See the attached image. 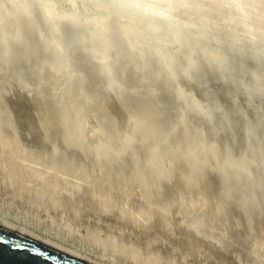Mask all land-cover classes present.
<instances>
[{
	"label": "rangeland",
	"instance_id": "1",
	"mask_svg": "<svg viewBox=\"0 0 264 264\" xmlns=\"http://www.w3.org/2000/svg\"><path fill=\"white\" fill-rule=\"evenodd\" d=\"M83 1L84 0H0L1 13L3 12L2 15L0 13V60L2 59V61H0V75L3 72V76L1 75L3 78L0 76V100L2 99V102L6 101H4V99L12 101H6L10 105L0 101V109L2 110L0 111V118H3L0 119V147L2 149H0V154H3L0 155V208H2L0 212L3 211L5 215L14 219L17 218L20 221H28V223L35 227L38 231L42 233L48 232L53 234V236L55 235L58 241H65L66 243L69 242L68 244L72 243L73 245L75 243V245L79 244L78 246H80L82 249L88 250L95 255H101L102 253H105L108 256H113L117 264H246V262L248 264H264V153H261V151L264 150V142L262 143L263 145L261 144V139L262 137L264 138V135H262L264 134L262 132L264 130V127L262 128V126H264V0H258L260 2L255 0H245L246 3L239 4L241 11L240 14V12L237 10L239 15L235 13V9H232L231 12L229 10L230 7H227L229 8L227 9L225 5L223 6L220 3L221 1L223 2L226 0H129V2L128 0ZM151 1H155L154 4ZM193 1L197 2L193 3ZM109 2L110 4H108ZM131 2L137 4L139 8L135 7L134 5L130 6ZM167 2H169V5ZM189 2V5L191 6L186 5ZM199 2L200 4L201 2L202 4H205L206 2L208 5H200ZM183 3L186 4L184 5ZM101 4L103 5L99 6ZM242 4L244 7L241 6ZM176 5L177 7H175ZM194 6H196L197 9L195 12H199V14L193 13V9H195ZM198 6L200 7L197 8ZM180 7L183 8L180 9ZM214 7H219V10L217 9L218 12L217 10L214 11ZM140 8L144 11L147 10L149 13L158 14L160 16L161 14H164L165 17H168L169 19L166 18V20L161 22L152 16H144L145 14L139 11ZM189 8L193 10L191 13ZM176 9L180 10L176 12ZM221 9L223 11L226 9V12L224 11V14H222ZM101 10L102 12H100ZM174 10H176L175 13ZM243 10H246L247 13H243L245 12ZM228 11L230 14H233L229 15V13H227ZM106 12L108 14L110 12V14L108 15ZM183 12H185L187 15ZM168 13L172 14L169 15ZM203 13L207 16H202ZM221 14H228L229 16H222ZM255 14H257L258 19L254 20ZM103 15H106L105 17L107 18H105ZM110 15H113L114 17L110 19V17H112ZM116 16L118 18H116ZM139 16L140 18H137ZM184 16H186V18ZM210 16H212V19H209L211 18ZM217 16L218 18H216ZM241 16L244 18L246 17V19ZM259 16H262L260 18L263 20H260ZM193 17H196V19L193 20ZM202 17L205 18L203 19ZM249 17L252 19H249ZM231 18L232 20H230ZM233 19L235 21L239 19V21L235 22ZM184 20L185 22L188 21L186 22L187 24L184 22ZM229 20L234 22L232 23ZM224 21H226V23H223ZM258 21H260V25ZM189 22H193V24H195L192 25V23L190 24ZM211 22H213V24ZM219 22H221L222 25ZM215 23L219 24L221 27ZM245 23L247 25H244ZM162 24L165 27L162 26ZM205 24L206 29L205 26H203ZM223 26L226 28H223ZM227 26H229V28L231 27L232 30ZM59 27H61V29ZM162 27L164 28L161 29ZM222 28L225 30V32ZM244 28H250L253 31L254 29H260L263 31H261L262 33L257 31V33L256 31L253 32L248 29L247 31ZM92 29L93 31L95 30V33L93 32L95 35L92 34ZM204 29L207 32L204 31ZM235 29L236 31H240L235 33ZM96 30L100 33L102 32V34L96 32ZM132 30H140V32L136 31V34H139L133 35L135 31L133 32ZM213 30H216V33L213 32ZM227 30H231L229 35ZM129 32L132 34L130 35ZM173 32L175 33L173 34ZM239 32L241 33L242 38H237L240 36ZM234 34L239 35L235 36ZM148 35L150 36L149 39L152 38L151 40H147L148 38H146V36ZM130 36L135 39V42L133 39L131 40ZM170 36H172L171 38L174 39L172 40ZM146 41H151L150 45H148L149 42L147 43ZM143 43L147 44L143 45ZM252 44L254 45L252 46ZM163 46L165 48H163ZM124 48H126L125 52ZM143 48L146 50L148 49L147 51L149 52L146 53V50ZM131 50L132 54L130 53ZM143 50L145 53L142 52ZM120 52H122V54ZM129 54L136 60L132 59ZM133 54L135 56L137 55V57H135ZM125 55H127L129 58L127 57L126 59ZM165 55H169V57L167 58ZM163 56L167 59L165 58L164 60ZM172 56L175 58H170ZM161 57L162 59H158ZM137 58L140 60L138 61ZM171 59L174 62L171 61ZM170 62H173L174 65H171ZM6 63H10L11 65H7ZM161 64L162 66H160ZM158 65L160 67H158ZM165 67L168 69L171 75L168 73ZM172 67L175 69L174 71H172ZM3 69L4 71H2ZM77 69L78 71H76ZM79 71L80 74H75L76 72L79 73ZM28 72L30 74H28ZM81 72H83L85 75L83 76V73ZM141 72H144L145 74L143 75ZM164 72H167V75H165ZM21 73L26 74L25 76L24 74L22 76ZM9 74L12 76H9ZM73 74L78 76H74ZM177 75H179L180 78L182 76L183 78L181 79H184L185 76L186 78L185 80H179L181 81L179 82V77ZM71 76H73L72 79ZM80 76L83 77L81 78ZM12 77H16V79ZM58 77L59 79L62 77L65 79L64 81L63 78L61 79L64 84H62L61 81L57 82ZM74 77H76L75 80H73ZM78 77L81 80H79ZM172 77H174V79ZM175 77L178 78L175 79ZM68 78L71 80L69 79L68 81ZM85 78L87 79L85 80ZM6 79L8 82H10H6ZM32 81L36 82L33 83ZM41 81H43V84ZM46 81L48 82L46 83ZM54 81L57 82L58 85ZM79 81L82 83L86 81L84 82L85 85L81 84ZM186 81H188L189 84ZM29 82H32L33 84ZM71 82L74 83L72 84L73 89L75 88L74 90L72 89ZM46 84L47 86H50L51 84L53 86H50V89L49 87H46ZM76 84L78 85L77 89ZM86 84L88 85L86 86ZM165 84L170 86H165ZM173 84L178 88H174ZM34 85H37L36 87L38 89L34 87ZM39 85L43 88L39 89ZM59 85H67L66 87L70 85L71 90H73L72 92H75L69 94L71 90L69 88L68 91V88H66L68 94L65 96V94H63L64 92L67 93L66 90L63 91L65 86L61 87L63 89L62 90ZM74 85L76 86L74 87ZM81 85H84V88H82ZM115 85L116 87L118 86V96L113 90V88L116 89ZM127 86L130 89L126 88ZM161 86L163 89L168 87L169 89H167L170 94L167 90V92L165 90L163 92L161 90ZM7 87H10V90ZM32 87L35 89H33L34 91L32 90ZM17 88L20 91L17 92ZM36 89L40 90V92ZM135 89H137V91H135ZM6 90H9V92H6ZM42 90H44V92ZM59 90L62 91V96H58L61 92H59ZM121 90H124L125 92H121ZM175 90L178 92L176 93ZM10 91L13 92L11 93ZM54 91L57 92V94ZM25 92L27 96L26 94L22 96V94ZM113 93L115 94L114 96ZM122 93H124V95ZM131 93L134 94L130 96ZM143 93H145V95ZM47 94L51 95L48 96ZM104 94H106L108 99L107 97L103 96ZM146 94L149 96L148 99ZM226 94H229V96L227 95V97H224ZM69 95L72 96V99L70 98L71 96L68 97ZM95 95L97 96L95 97ZM125 95L128 97L130 96L129 98L131 100L129 101L128 98H124ZM168 95L171 98H169ZM173 95L176 96L175 101L177 103L174 101L175 98ZM24 96L25 99L23 101L22 99ZM46 96L47 98H43ZM64 96L65 98L59 101V99ZM195 96H197L199 100L196 99L195 101ZM203 96L206 98H203ZM27 97H32V101ZM155 97H157L158 101ZM12 98H16V100L14 99L13 101ZM52 98L54 101L51 100ZM105 98L107 99V102ZM135 98L136 100L138 98L140 102L142 98H145L148 100H145V103L148 102L152 105L149 104L150 107L148 106V109V107L146 108L148 103L146 105L144 104V106L142 105L144 101H142V103H138L139 100L136 102ZM150 98H153V100H150ZM154 98L156 100H154ZM159 98L164 100L160 101ZM225 98L227 99L225 100ZM42 99H46L45 103H43L44 101ZM47 99H49V102ZM121 99L124 102L121 101ZM190 99H194L192 100L193 103L190 101ZM37 100L39 102L42 100V103H38ZM109 100L114 101L110 102ZM172 100L175 102V104L171 103ZM19 101L23 102L24 104L18 103ZM70 101H74V104H71ZM76 101L78 102L76 103ZM165 101L167 103H165ZM188 101L193 104V109L192 107L190 108L192 104ZM216 101L218 102L217 104ZM50 102H52V106ZM88 102H90V104L92 102V104L87 106ZM127 102L129 103L127 104ZM179 102L181 105L183 102L185 104L188 102L187 104L190 105H182L187 108L185 110V107H182ZM219 102L220 105H218ZM69 103L71 107L68 105ZM213 103H215L214 106L212 105ZM201 104H204L205 106L206 104L207 106L210 105L208 106L209 110L206 109L207 106L205 107L204 105L202 109ZM252 104L254 105V108L251 107L253 106ZM39 105L41 106L42 110L38 109ZM75 105L78 106L75 107ZM123 105H125V107L122 108ZM138 105H142L143 108H146L149 111V114L147 113L148 111L141 108L142 106L139 107ZM169 105L171 106V109L175 111H172ZM194 105L199 108V111L196 112L195 109H197V107ZM216 105L218 106L215 107ZM43 106L45 111L48 109L47 113L44 112ZM55 106L56 110L54 109ZM68 106L71 108L70 111H68ZM72 106L75 109L72 108ZM79 106L81 107L77 109ZM132 106H135V108ZM187 106L192 110L187 112ZM237 106L240 110L237 108ZM241 106H244L248 109H245L244 107L242 108ZM164 107L166 110L160 109ZM177 107H180V109ZM212 107L215 108L212 109ZM228 107L230 110H228ZM58 108L60 112L62 111L61 113L59 112L60 115L58 113ZM107 108L109 110L105 111L104 109ZM110 108H112V110H110ZM181 108H184L185 112H182ZM49 110H51V112ZM135 110L137 112H135ZM178 110H181V113H179ZM193 110L195 112H193L195 117H192L193 114H191ZM30 111L31 113H28ZM109 111L112 113L114 112V114L110 113ZM248 111H253L254 113L252 112L248 114ZM105 112L107 113L104 115ZM235 112H238L239 114H236ZM51 113L52 115H50ZM63 113L68 114V117L67 115L62 116ZM70 113L72 114L70 115ZM141 113H143V115ZM9 114H13L11 115L12 117ZM41 114L45 116H41ZM47 114L49 115L47 116ZM73 114L74 117H72ZM108 114L114 116L109 117ZM234 114L237 116L236 119ZM14 115L16 118L18 117V121L17 119L14 121ZM69 115L75 120L78 118L77 121L78 123L80 122V124H78L75 120L73 121ZM7 116L9 118H5ZM49 116H53V118L51 119ZM196 116H199L201 117V120H204L203 125L207 126V131L209 129L213 130L212 135L210 133L212 130H209L208 133L206 131V127L202 125V122L199 126L196 124L198 122H196L194 125L190 123H194L196 120L200 123L199 117L197 119ZM254 116L259 118H255ZM65 117L70 118L71 122H76V124H70L68 122L70 125L65 126L64 122L67 119ZM163 117L166 118L162 119ZM12 118L13 121L8 120ZM42 118L47 124L42 121ZM194 118H196V120H194ZM223 118H227V120L225 121ZM49 119L52 121L50 122L52 124L48 123ZM59 119L61 123L58 126L59 122L57 121H59ZM70 119L67 120L69 121ZM128 119L130 120L128 121ZM143 119H148L149 121L151 119V122L154 123V126H152V123L148 121L146 124V121ZM216 119H219L220 121ZM239 119L241 120V123ZM54 120L56 122H53ZM131 120H133V123ZM159 120L160 122H164V120L166 121V123H163L165 124L164 127L162 123H159L162 125L157 126ZM205 120H208V122ZM122 121L124 122L122 123ZM250 121H255V123L257 121L258 122L256 124L254 122L251 123V125H255L249 127L251 126L249 124ZM5 122L8 124V126L5 124ZM127 122H129V124ZM226 122H228V124ZM259 122L261 123L260 125L262 131H260V126L258 124ZM30 123L31 125H29V128H27V125ZM96 123H98V125L101 124V127L99 126V128ZM148 123H151L150 126ZM222 123L226 124L224 125L225 128H222L224 127ZM230 123L231 125H235L231 127V125H229ZM42 124H44L46 127L48 125L51 131H49L47 128V132H42L43 137L42 134L39 137L41 131H43L41 129H45V126H42ZM239 124L240 126L238 127ZM11 125L12 127L9 128ZM18 125L20 127L15 128ZM142 125H144L143 127L145 129L142 128ZM146 125H148L151 130L154 129L155 131L153 130V133L150 132L151 130L148 129V126L146 128ZM227 125L230 126V128L227 127ZM246 125L249 129L246 130L249 135V139L246 137V140L250 141L251 138V141H253L251 144L253 146L248 141L247 142L249 145L248 143H245L246 140H244V136L245 133L247 134V132H245V129L243 128L244 126L246 128ZM256 125L259 126L258 131V128L256 127V129L254 127ZM39 126L41 129L36 131L38 130ZM92 126L93 128H91ZM210 126H212V128ZM220 126L222 127L219 128ZM30 127L32 128V133L34 132V134H37L38 138L33 134H29L31 133L29 130ZM155 127H161V132ZM18 128L19 131L23 130L24 134L27 135V137L25 136L26 138L22 136L23 132H18V130H16ZM181 128L187 131L192 129V131L185 132L186 134H184L182 133L183 130H181ZM90 129L93 131L91 132ZM193 129L198 132L194 131ZM239 129L241 131H239ZM27 130H29V133H27ZM59 130H61L62 134H64V137H62V134ZM86 130L90 132H87ZM141 130L143 131V134L140 132ZM147 130L148 132H146ZM56 131V134L62 138L55 134ZM85 131L89 134V136L88 134L84 135ZM200 131L203 132L201 133ZM253 131L256 133V135L259 132L261 136L258 135L257 137L254 133V136L258 138L256 139L253 136ZM154 132H156L158 136H156L157 134ZM239 132H241L243 136L239 135ZM139 133L142 134V136H138ZM146 133L150 136L152 135V137L154 136L153 138L155 140L159 138V141L161 140L160 146L162 147L159 148L158 139L156 142L153 138L150 139L147 137L151 141L148 140L146 138ZM179 133L182 134L181 140H177L181 136ZM187 133L191 134H188L187 136ZM221 133L224 135L221 136ZM231 133H233L234 136ZM206 134L210 135L206 136ZM73 135L79 136L78 138L84 141L83 144L82 142L79 143L80 145L78 144L79 140L77 136V139H75V137L72 139ZM229 135L235 139V141L232 140ZM21 136L23 138H21ZM137 136H145L146 139L140 137L141 139H144L143 141L140 138L137 139ZM215 136L218 137L216 138L218 140L214 138ZM34 137L35 140L37 138V142H33L34 140L32 141ZM40 138L42 142L40 141ZM166 138L169 139L167 140ZM228 138L230 139V143H234L230 144ZM239 138L241 140H239ZM252 138H254V140ZM259 138L260 143L258 145H254L259 142ZM24 139H27L28 141H25ZM163 139L167 140L168 145L165 143L163 144ZM174 139H176V142ZM73 140L75 142L78 140L77 145ZM213 140L215 141L214 144L212 142ZM38 141H40L42 144L39 142V145ZM142 141L145 145L148 144V146L149 144H152L151 146H153V153L152 155L150 153V157L153 156L152 158L144 154L149 149L151 151V148L145 146ZM177 141L179 142L177 143ZM130 142H132V144L134 142L137 143L132 145ZM180 142H182L181 147L179 146L181 145L179 144ZM183 142H187L186 144L188 145H185ZM188 142H193L192 144L194 145L192 146ZM241 142L243 143L241 144ZM154 143L158 144L155 146ZM239 144L242 145H240L242 148L239 146ZM245 144L248 145L245 148L246 151L242 150ZM139 145L141 147L144 145L143 147L145 149H149L140 150L141 148ZM189 145L192 147V150L196 149L198 151L200 149L198 153L200 151L201 153L197 155V151H192V153L191 150L190 153L189 149L191 148ZM250 145L252 147L251 151L249 150ZM166 146L174 147H169L171 148L170 151V149L168 150V147L166 148ZM175 147L177 149H174ZM258 147L261 148V150L258 149ZM239 148H241V150ZM159 149H161V152H159ZM162 150H168L170 153L163 152ZM6 151H9L7 154H12L11 158L7 157L5 154ZM203 151L204 153L202 154ZM137 152L141 154L138 155ZM162 152L166 154H163ZM251 152H256L254 154L256 155V158ZM259 153H261V155ZM132 154H136L135 157ZM188 154H190V156L194 154L192 156L193 159H196V162L199 160L200 161L196 163L192 158L189 159L190 161L186 160L189 158L187 156ZM208 154H211L212 156ZM142 155L145 157L148 156L149 158L147 157V159ZM204 155L207 156V158H205ZM226 156L229 159H227ZM241 156L244 157V159L246 157V160H243ZM248 156L249 158H247ZM250 157H253L254 159V162L251 159L253 165L258 167L254 168L256 171L252 168V165L248 167L255 171L254 173L253 170L249 169L250 171H253L251 172L252 175H249V170L246 171L248 174L245 171L244 172L246 174L243 172V170L248 169L246 166L251 164L249 161H247L250 160ZM239 158L241 159L239 160L241 162L238 161ZM187 161L198 165H196V167L195 165L190 166L192 163L189 165ZM229 161L230 164L228 165ZM246 162V166L243 164L245 168L244 166L239 168V165H237L238 163L242 164ZM70 182L74 184H71ZM160 209H165V211ZM178 211H180L179 214H176ZM168 215L170 216V219L168 218ZM189 218L190 220H188ZM189 223L195 226H202V230L207 232L206 234H208L209 238L207 235H205L204 238L202 233L195 232L194 229H192L193 226H191ZM224 228L225 231L223 230ZM220 229L222 230L220 231ZM233 233H237V236L239 237L237 238V236H234L235 234L231 235ZM213 235H217L216 237L218 239ZM241 235L243 236V239L240 237ZM225 236L228 239L230 236L234 237L238 241L232 238V240L234 239L233 243L231 238L228 240ZM210 237L211 239H213V237L216 238L217 240L215 242L218 243V245L216 243L213 244L212 241H214V239L211 240ZM220 237H223L222 239L227 241V245L233 243L235 248L240 247L237 249L242 250L243 253L239 252L241 254L239 255V253H237L238 250L232 248L231 245H228L229 247L231 246V249L227 248L228 246L223 243L224 241ZM108 239H115L114 241L116 244H118V246L116 248L112 245L106 246L104 241H107ZM241 239L243 240V243L240 242ZM219 241L223 243V245ZM235 242L237 246H235ZM238 242L241 243L240 245L243 244L242 246L244 248L239 246ZM192 245L193 248L191 247ZM247 245L249 246L247 247ZM217 246L218 248L223 249L226 247L227 251L226 248L225 250H222L218 249ZM246 248H248V250H246ZM232 249H234L235 252L237 251L236 255L234 252L231 253ZM134 252H136L135 254L138 255H134ZM229 252L234 255H231ZM245 252L246 254H244ZM233 256H239L238 260L240 259L239 262L241 263H239L237 258Z\"/></svg>",
	"mask_w": 264,
	"mask_h": 264
},
{
	"label": "bare ground",
	"instance_id": "2",
	"mask_svg": "<svg viewBox=\"0 0 264 264\" xmlns=\"http://www.w3.org/2000/svg\"><path fill=\"white\" fill-rule=\"evenodd\" d=\"M45 1H46V0H45ZM52 1H54V0H52ZM55 1H56V0H55ZM84 1H85V0H84ZM84 1H83V2H84ZM94 1H95V0H94ZM100 1H101V0H100ZM103 1H104V0H103ZM130 1H131V0H130ZM139 1H140V0H139ZM155 1H156V0H155ZM155 1H153V2L151 1V2L154 4ZM157 1H158V0H157ZM165 1H166V0H165ZM165 1H164V2H165ZM180 1H181V0H180ZM202 1H204V0H202ZM246 1H247V0H246ZM252 1H254V0H252ZM255 1H258V0H255ZM48 2H49V1H48ZM97 2H98V1H97ZM105 2H107V1H105ZM123 2H124V1H123ZM128 2H129V0H128ZM151 2H150V3H151ZM174 2H175V1H174ZM183 2H184V1H183ZM196 2H197V1H195V2L193 1V3H196ZM206 2H207V1H206ZM206 2H205L206 5H205V4H202V2H201V4H200V2H199V4H200V5H205V6H207L208 4H207ZM258 2H260V1H258ZM101 3H102V2H101ZM167 3H168V5H169V2H167ZM170 3H173V2H170ZM178 3H179V1H178ZM210 3H212V2H210ZM220 3H221L223 6L225 5L226 8H227V7H230V9H229V8H227V9H229L231 12H232V9H235L236 12H235V11H233V12L237 13V12L239 11L240 14H241L240 7H239L240 5H239V4H240V3H243V4H244V3H246V2H245V0H226V1H223V2L221 1ZM247 3H248V2H247ZM251 3H252V2H251ZM261 3H262V2H261ZM43 4H44V3H43ZM108 4H110V2H109ZM130 4H131L130 6L134 5L135 7H138V8H139V6H137V4H134L133 2H131ZM183 4H184V3H183ZM183 4H182V5H183ZM185 4H186V3H185ZM185 4H184V5H185ZM189 4H190V2H189L188 4H186V5H189ZM199 4H198V5H199ZM243 4H242L241 6H243ZM259 4H260V3H259ZM97 5H98V4H97ZM102 5H103V4H101V5H99V6H102ZM156 5H157V4H156ZM171 5H173V4H171ZM174 5H175V4H174ZM184 5H183V6H184ZM192 5H193V4H192ZM194 5H195V4H194ZM246 5H247V4H246ZM262 5H263V3H262ZM161 6H163V5H161ZM189 6H191V5H189ZM211 6H212V5H211ZM213 6H214V5H213ZM215 6H216V5H215ZM218 6H219V5H218ZM248 6H249V5H248ZM103 7H104V6H103ZM109 7H110V6H109ZM109 7H108V8H109ZM146 7H147V6H146ZM163 7H164V6H163ZM163 7H162V8H163ZM175 7H177V5H176ZM187 7H188V6H187ZM199 7H200V6H198L197 8H199ZM243 7H244V6H243ZM255 7H256V6H255ZM259 7H261V6H259ZM262 7H263V6H262ZM0 8H1V7H0ZM181 8H183V7H180V9H181ZM194 8H195V9H193L194 11L191 10V9L189 8V9H190V10H189L190 13H191V11H193L194 14H195V13H198V14H199V12H195V10L197 11L196 6H194ZM211 8H212V7H211ZM246 8H247V7H246ZM87 9H88V8H87ZM165 9H166V8H165ZM180 9H179V10H180ZM214 9H215L214 11H216L217 9L219 10V7H214ZM222 9H223V8H222ZM222 9H221V12H222V14H224V11L226 12V9H225L224 11H223ZM251 9H252V8H251ZM255 9H256V8H255ZM258 9H259V8H258ZM258 9H257V10H258ZM2 10H3V9H2ZM167 10H168V9H167ZM176 10H177V9H176ZM176 10H174V13H175ZM179 10H177L176 12H178ZM185 10H188V9H185ZM199 10H201V9H199ZM212 10H213V9H212ZM218 10H217V12H218ZM237 10H238V11H237ZM263 10H264V9H263ZM263 10H261V11H263ZM96 11H97V10H96ZM105 11H106V10H105ZM139 11H141L143 14H145L144 16H146V15L152 16L153 18H156L158 21H161V22H163L164 20H166V18L169 19L168 17H165L164 14H163V15L161 14V16H160V15H158V14L149 13V11H147V10L144 11V10L141 9V8H140ZM181 11H184V10H181ZM243 11H245V12H243V13H247L246 10H243ZM87 12H88V11H87ZM87 12H86V13H87ZM100 12H102V10H101ZM107 12H108V10H107ZM107 12H106V14H108ZM185 12H188V11H185ZM185 12H183V13L186 14ZM217 12H216V13H217ZM219 12H220V11H219ZM221 12H220V13H221ZM239 12H238V13H239ZM0 13H1V9H0ZM2 13H3V12H2ZM2 13H1V15H2ZM179 13H180V12H179ZM193 13H192V14H193ZM227 13H229V11H228ZM235 13H234V14H235ZM238 13H237V14H238ZM89 14H90V13H89ZM93 14H94V13H93ZM103 14H104V13H103ZM109 14H110V12H109ZM109 14H108V15H109ZM168 14H169V13H168ZM171 14H172V13H171ZM171 14H169V15H171ZM194 14H193V16H194ZM222 14H221V15H222ZM231 14H233V13H231ZM231 14L229 13V15H231ZM237 14H236V15H237ZM253 14H254V13H253ZM253 14H252V15H253ZM263 14H264V13H263ZM100 15H101V14H100ZM174 15H175V14H174ZM186 15H187V14H186ZM201 15H202V14H201ZM212 15H213V14H212ZM219 15H220V14H219ZM225 15H228V14H225ZM225 15H222V16H225ZM229 15H228V16H229ZM238 15H239V14H238ZM94 16H95V15H94ZM96 16H97V15H96ZM101 16H102V15H101ZM101 16H100V17H101ZM103 16H104V15H103ZM105 16H106V15H105ZM105 16H104V17H105ZM110 16H112V17H110V19H112V18L114 17L113 15H110ZM175 16H176V15H175ZM190 16H191V15H190ZM202 16H207V15H205V14L203 13ZM215 16H216V14H215ZM232 16H234V15H232ZM108 17H109V16H108ZM184 17L186 18V16H184ZM187 17H188V16H187ZM200 17H201V16H200ZM210 17H211V18H209V19H212V16H210ZM234 17H235V16H234ZM241 17H243V16H241ZM247 17H248V16H247ZM253 17H254V16H253ZM255 17H257V14H255ZM255 17H254V20H255V19H258V17H257V18H255ZM260 17H262V16H259V18H260ZM263 17H264V15H263ZM91 18H92V17H91ZM105 18H107V17H105ZM116 18H118V17L116 16ZM137 18H140V16L137 17ZM144 18H145V17H144ZM202 18H203V17H202ZM204 18H205V17H204ZM204 18H203V19H204ZM216 18H218V16H217ZM224 18H227V17H224ZM243 18H244V17H243ZM250 18H251V17H249V19H250ZM108 19H109V18H108ZM110 19H109V20H110ZM141 19H142V17H141ZM175 19H176V18H175ZM178 19H179V18H178ZM195 19H196V17H195V18L193 17V20H195ZM197 19H199V18H197ZM206 19H207V18H206ZM206 19H205V20H206ZM214 19H215V18H214ZM240 19H242V18H240ZM244 19H246V17H245ZM251 19H252V18H251ZM261 19H262V18H260V20H261ZM263 19H264V18H263ZM263 19H262V20H263ZM91 20H92V19H91ZM116 20H117V19H116ZM135 20H136V19H135ZM138 20H139V19H138ZM179 20H180V19H179ZM185 20H188V19H185ZM185 20H184V22H185ZM200 20H201V19H200ZM230 20H232V18H231ZM230 20H229V21H230ZM233 20H234V19H233ZM110 21H111V20H110ZM189 21H190V20H189ZM203 21H204V20H203ZM234 21H235V20H234ZM234 21H233V22H234ZM237 21H239V19H238ZM237 21H235V22H237ZM246 21H252V20H246ZM101 22H102V21H101ZM148 22H149V21H148ZM151 22H152V20H151ZM151 22H150V25H151ZM176 22H178V21H176ZM186 22H188V21H186ZM186 22H185V23H186ZM204 22H205V21H204ZM207 22H208V21H207ZM221 22H222V21H221ZM221 22H219V23H221ZM230 22H232V21H230ZM233 22H232V23H233ZM259 22H260V21H258V23H259ZM98 23H100V22H98ZM178 23H179V22H178ZM189 23H190V22H189ZM191 23H192V25L195 24V23L193 24V22H191ZM191 23H190V24H191ZM196 23H199V22H196ZM211 23L213 24V22H211ZM223 23H226V21H224ZM256 23H257V22H256ZM144 24H146V23H144ZM152 24H153V23H152ZM186 24H187V23H186ZM202 24H203V22H202ZM206 24H207V23H206ZM206 24L203 25V26H205V29H206ZM215 24H216V23H215ZM234 24H236V23H234ZM241 24H242V23H241ZM261 24H262V23H261ZM182 25H183V24H182ZM208 25H210V24H208ZM216 25H219V24H216ZM221 25H222V23H221ZM228 25H229V24H228ZM242 25H243V24H242ZM244 25H247V24L245 23ZM259 25H260V23H259ZM262 25H263V24H262ZM101 26H102V25H101ZM144 26H145V25H144ZM162 26H164V25L162 24ZM196 26H197V25H196ZM200 26H201V25H200ZM203 26H202V27H203ZM211 26H212V25H211ZM211 26H210V27H211ZM213 26H215V25H213ZM224 26H226V25H224ZM224 26H223V28H226V27H224ZM230 26H231V24H230ZM109 27H110V26H109ZM150 27H151V26H150ZM164 27H165V26H164ZM164 27H162L161 29H163ZM167 27H169V26H167ZM202 27H201V28H202ZM217 27H218V26H217ZM217 27H216V29H217ZM219 27H221V26L219 25ZM227 27L229 28V26H227ZM234 27H235V26H234ZM234 27H233V28H234ZM237 27H238V25H237ZM240 27H241V25H240ZM240 27H239V28H240ZM248 27H249V26H248ZM250 27H252V26H250ZM59 28L61 29V27H59ZM195 28H196V27H195ZM199 28H200V27H199ZM199 28H198V29H199ZM203 28H204V27H203ZM212 28H213V27H212ZM212 28H211V29H212ZM223 28H222V29H223ZM230 28H231V27H230ZM230 28H229V29H230ZM255 28H256V27H255ZM258 28H259V27H258ZM60 29H59V30H60ZM95 29H96V28H95ZM103 29H104V27H103ZM106 29H110V28H106ZM131 29H132V28H131ZM158 29H159V28H158ZM161 29H160V30H161ZM167 29H168V28H167ZM169 29H171V28H169ZM196 29H197V28H196ZM205 29H204V31H206ZM244 29L247 30L248 28H244ZM262 29H263V28H262ZM145 30H147V29H145ZM149 30H150V29H149ZM151 30H152V29H151ZM201 30H202V29H201ZM207 30H208V29H207ZM218 30H219V29H218ZM220 30H221V29H220ZM223 30H224V29H223ZM231 30H232V28H231ZM231 30H229V31L227 30V32H229L228 35L231 33V32H230ZM248 30L253 31V30H251L250 28H249ZM248 30H247V31H248ZM94 31H95V30H94ZM94 31H93V29L91 30L92 34L95 33ZM99 31H100V30H99ZM132 31H133V32L135 31V33H134L133 35H137V34H139V33L136 34V31H137V30H132ZM175 31H176V30H175ZM199 31H200V29H199ZM209 31H210V30H209ZM237 31H240V30H237ZM237 31H236V29H235V33H237ZM242 31H243V30H242ZM254 31H256V32H257V31H260V32H261V31H263V30H260V29L256 30V29H254ZM254 31H253V32H254ZM93 32H94V33H93ZM96 32H98V31L96 30ZM137 32H140V30H138ZM163 32H164V31H163ZM200 32H201V31H200ZM206 32H207V31H206ZM213 32L216 33V30H215V31L213 30ZM224 32H225V30H224ZM233 32H234V31H233ZM253 32H251V33H253ZM85 33H87V32H85ZM98 33H100V32H98ZM155 33H156V32H155ZM159 33H160V32H159ZM174 33H175V32H173V34H174ZM215 33H214V34H215ZM239 33H240V32H239ZM242 33H243V32H242ZM257 33H258V32H257ZM261 33H262V32H261ZM263 33H264V32H263ZM66 34H67V33H66ZM88 34H89V32H88ZM88 34H87V36H88ZM100 34H102V32H101ZM129 34H130V32H129ZM129 34H128V35H129ZM131 34H132V33H131ZM131 34H130V35H131ZM156 34H157V33H156ZM163 34H164V33H163ZM217 34H218V33H217ZM219 34H220V33H219ZM225 34H226V33H225ZM94 35H95V34H94ZM128 35H127V36H128ZM142 35H143V34H142ZM154 35H155V34H154ZM159 35H160V34H159ZM220 35H221V34H220ZM234 35L236 36V35H239V34H234ZM209 36H210V35H209ZM223 36H224V35H223ZM235 36H234V37H235ZM171 37H172V36H170V38H171ZM239 37H241V33H240V36H238L237 38H239ZM95 38H96V37H95ZM130 38H131V40L133 39L131 36H130ZM146 38H148L147 40H151V39H152V38L149 39V38H150L149 35L146 36ZM224 38H226V37H224ZM241 38H242V37H241ZM243 38H244V37H243ZM119 39H122V38H119ZM136 39H137V37H136ZM171 39H172V38H171ZM173 39H174V38H173ZM173 39H172V40H173ZM133 40H134V42H135V39H133ZM144 40H145V39H144ZM219 40H220V39H219ZM227 40H228V38H227ZM238 41H239V40H238ZM136 42H137V40H136ZM146 42H147V41H146ZM148 42H149L148 45H150V42H151V41H148ZM148 42H147V43H148ZM249 42H250V41H249ZM103 43H104V42H103ZM140 43H141V42H140ZM147 43H143V45H144V44L146 45ZM220 43H221V42H220ZM250 43H251V42H250ZM252 43H253V42H252ZM162 44H163V43H162ZM169 44H170V42H169ZM153 45H155V44H153ZM167 45H168V43H167ZM167 45H166V46H167ZM253 45H254V44H252V46H253ZM159 46L162 47L161 45H159ZM159 46H158V47H159ZM169 46H170V45H169ZM124 47H125V46H124ZM173 47H174V46H173ZM126 48H127V46H126ZM126 48H124V52L126 51V50H125ZM146 48H148V47H146ZM163 48H165V47L163 46ZM166 48H167V47H166ZM169 48H170V47H169ZM143 49L146 50L145 48H143ZM170 49H171V48H170ZM136 50H138V49H136ZM144 50H143L142 52H144ZM147 50H148V49H147ZM147 50H146V53L149 52V51H147ZM122 51H123V50H122ZM166 51H169V50H166ZM170 51H172V50H170ZM131 52H132V50L130 51V53H131ZM137 52H138V51H137ZM118 53H119V50H118ZM120 53L122 54V52H120ZM144 53H145V52H144ZM144 53H143V54H144ZM163 53H164V51H163ZM170 53H171V52H170ZM131 54H132V53H131ZM133 55H134V54H133ZM159 55H160V54H159ZM129 56H130V54H129ZM134 56H135V55H134ZM134 56H133V57H134ZM157 56H158V55H157ZM161 56H162V54H161ZM165 56H166L167 58L169 57V55H165ZM125 57H126V59H127L128 56L125 55ZM130 57L132 58V56H130ZM135 57H137V55H136ZM149 57H150V56H149ZM158 57H160V56H158ZM166 57L163 56V59L165 60ZM128 58H129V57H128ZM131 58H130V59H131ZM167 58H166V59H167ZM170 58L173 59V58H175V57L172 56V57H170ZM123 59H124V58H123ZM132 59L136 60L135 58H132ZM158 59H162V57H161V58H158ZM172 59H171V61H173ZM137 60H138V58H137ZM139 60H140V59H139ZM139 60H138V61H139ZM151 60H153V59H151ZM174 60H175V59H174ZM0 61H2V59H1ZM147 61H148V60H147ZM156 62H157V61H156ZM173 62H174V61H173ZM173 62H170L171 65H174ZM3 63H5V62H3ZM153 63H154V62H153ZM6 64H7V63H6ZM142 64H143V63H142ZM149 64H150V63H149ZM162 64H163V63H162ZM162 64H161L160 66H162ZM164 64H165V62H164ZM7 65H11V64L9 63V64H7ZM147 66H148V65H147ZM151 66H152V64H151ZM160 66L158 65V67H160ZM163 66H164V65H163ZM149 67H150V66H149ZM156 67H157V66H156ZM168 67H169V66H168ZM161 68H162V67H161ZM169 68H170V67H169ZM4 69H6V68H4ZM4 69H3L2 71H4ZM10 69H11V68H10ZM12 69H13V68H12ZM33 69H34V68H33ZM141 69H142V68H141ZM141 69H140V70H141ZM150 69H151V68H150ZM150 69H149V70H150ZM165 69L168 71V69H167L166 67H165ZM172 69H173L172 71L175 70L173 67H172ZM0 70H1V68H0ZM71 70H72V69H71ZM81 70H82V69H81ZM127 70H128V69H127ZM166 70H165V71H166ZM10 71H11V70H10ZM12 71H13V70H12ZM22 71H23V70H22ZM22 71H21V72H22ZM25 71H28V70H25ZM34 71H35V70H34ZM76 71H78V69H77ZM146 71H147V70H146ZM170 71H171V70H170ZM45 72H46V71H45ZM45 72H44V73H45ZM47 72H48V71H47ZM69 72H70V71H69ZM131 72H132V71H131ZM26 73H27V72H26ZM26 73H23L24 76H25ZM36 73H37V72H36ZM49 73H50V72H49ZM70 73H71V72H70ZM74 73H75V72H74ZM81 73H83V72H81ZM117 73H118V72H117ZM141 73H143V75L145 74L144 72H141ZM141 73H140V74H141ZM164 73H165V75H167V74H166L167 72H164ZM168 73H170V72L168 71ZM2 74H3V72H2ZM2 74H1V75H2ZM6 74H7V73H6ZM21 74H22V73H21ZM23 74H22V76H23ZM28 74H30V73L28 72ZM33 74H34V73H33ZM75 74H80V71H79V73L76 72ZM75 74H73V75H74V76H78V75H75ZM149 74H150V73H149ZM149 74H148V75H149ZM152 74H153V73H152ZM152 74H151V75H152ZM1 75H0V76H1ZM10 75H11V74H9V76H10ZM13 75H14V74H13ZM19 75H20V74H19ZM48 75H49V74H48ZM84 75H85V74L83 73V76H84ZM143 75H142V76H143ZM151 75H150V76H151ZM170 75H171V73H170ZM173 75H174V73H173ZM2 76H3V75H2ZM2 76H1V77H2ZM11 76H12V75H11ZM14 76H16V75H14ZM28 76H29V75H28ZM34 76H35V75H34ZM43 76H44V75H43ZM43 76H42V77H43ZM46 76H47V75H46ZM67 76H68V75H67ZM83 76H80V77L82 78ZM153 76H154V74H153ZM177 76L179 77V75H177ZM1 77H0V78H1ZM6 77H7V76H6ZM18 77H20V76H18ZM26 77H27V76H26ZM26 77H25V78H26ZM30 77H31V75H30ZM37 77H39V76H37ZM37 77H36V78H37ZM40 77H41V76H40ZM48 77H49V76H48ZM50 77H52V76H50ZM72 77H73V76H71V79H72ZM86 77H87V76H86ZM117 77H118V76H117ZM154 77H155V76H154ZM164 77H165V76H164ZM178 77H177V78H178ZM2 78H3V77H2ZM8 78H9V77H8ZM12 78H15V79H16V77H12ZM12 78H11V79H12ZM32 78H33V77H32ZM43 78H44V77H43ZM62 78H63V77H62ZM62 78H61V79H62ZM172 78L174 79V77H172ZM177 78L175 77V79H177ZM179 78H180V77H179ZM179 78H178V81H179V80H185L186 76H185L184 79H181V78H183L182 76H181L180 79H179ZM40 79H42V78H40ZM45 79H46V78H45ZM61 79H59V77H58V79H57L58 81H57V82L61 81ZM69 79H70V78H68V81H69ZM71 79H70V80H71ZM75 79H76V77L73 78V80H75ZM78 79L81 80L79 77H78ZM86 79H87V78H85V80H86ZM173 79H170V80H173ZM6 80H7V79H6ZM34 80H35V79H34ZM46 80H47V79H46ZM64 80H65V79L63 78V81H64ZM21 81H23V80H21ZM24 81H25V80H24ZM36 81H37V79H36ZM36 81H34V82H36ZM48 81H49V80H48ZM48 81H46V83H47ZM82 81H83V80H82ZM115 81H116V80H115ZM174 81H176V80H174ZM178 81H177V82H178ZM6 82H8V80H7ZM9 82H10V81H9ZM9 82H8V83H9ZM27 82H28V80H27ZM32 82H33V81H32ZM32 82H29V83L33 84L34 82H33V83H32ZM37 82H38V81H37ZM39 82H40V81H39ZM51 82H53V81H51ZM54 82H55V81H54ZM57 82H55V83L58 85ZM61 82H62V81H61ZM74 82H75V81H74ZM77 82H78V80H77ZM79 82H80L81 84H84V85H85L84 82H86V81H84L83 83H82L81 81H79ZM117 82H118V81H117ZM179 82H181V81H179ZM186 82L189 84L188 81H186ZM17 83H18V82H17ZM25 83H26V82H25ZM41 83L43 84V81H41ZM41 83H40V85H41ZM119 83H120V78H119ZM119 83H118V84H119ZM174 83H175V82H174ZM10 84H11V83H10ZM31 84H30V85H31ZM62 84H64V82H62ZM65 84H67V83H65ZM68 84H69V83H68ZM72 84H74V83L71 82V86H72ZM121 84H123V83H121ZM162 84H163V83H162ZM175 84H176V83H175ZM190 84H191V83H190ZM20 85H21V84H20ZM23 85H24V84H23ZM30 85H29V86H30ZM40 85H39V89H40V88H43V87H40ZM60 85H61V84H60ZM60 85H59V86H60ZM76 85H77V84H76ZM76 85H74V87H75ZM84 85H83V86H84ZM87 85H88V84H86V86H87ZM105 85H106V84H105ZM108 85H109V84H108ZM6 86H7V85H6ZM16 86H17V84H16ZM16 86H15V87H16ZM36 86H37V85H34V87H36ZM42 86H43V85H42ZM50 86H53V85L51 84ZM50 86H47V84H46V87H49V88H50ZM64 86H65V85H64ZM64 86H60V88H61V87H64ZM66 86H67V85H66ZM66 86H65V89H64V90H63L62 88H61V89H62L63 91H65L66 88H68V91H69L70 85H69L68 87H66ZM83 86L81 85L82 88H84ZM109 86H110V85H109ZM163 86H164V85H163ZM165 86H168V87H169L170 85L165 84ZM165 86H164V87H165ZM173 86H174V84H173ZM173 86H172V87H173ZM175 86H176V85H175ZM175 86H174V88H178V87H175ZM11 87H12V86H11ZM81 87H80V88H81ZM115 87H116V85H115ZM117 87H118V86H117ZM117 87H116V89L113 88V90H114V92L116 93V95L118 96V94H117ZM168 87H166V89H165V88L163 89V87L161 86V90H162L163 92H164V90H165V91H166V90L168 91V89H169ZM190 87H191V86H190ZM1 88H2V87H1ZM7 88H9V90H10V87H7ZM19 88H20V86H19ZM29 88H30V87H29ZM36 88H37V87H36ZM56 88H57V87H56ZM77 88H78V85L76 86V89H77ZM86 88H87V87H86ZM126 88H128V86H127ZM131 88H132V87H131ZM167 88H168V89H167ZM12 89H14V88H12ZM12 89H11V90H12ZM21 89H22V88H21ZM24 89H25V88H24ZM27 89H28V88H27ZM33 89H34V88L32 87V90H33ZM37 89H38V88H37ZM37 89H36V90H37ZM50 89H51V88H50ZM50 89H49V91H50ZM58 89H59V88H58ZM72 89H73V86H72ZM74 89H75V88H74ZM74 89H73V90H74ZM128 89H130V88H128ZM133 89H134V88H133ZM9 90H8V91L6 90V92H9ZM28 90H29V89H28ZM34 90H35V89H34ZM34 90H33V91H34ZM52 90H53V89H52ZM52 90H51V91H52ZM70 90H71V88H70ZM73 90H71V92H69V94H70V93H74L75 91L72 92ZM78 90H80V89H78ZM82 90H83V89H82ZM84 90H85V89H84ZM115 90H116V91H115ZM13 91H14V90H13ZM13 91H10V92L12 93ZM18 91H20V90L17 88V92H18ZM30 91H31V90H30ZM33 91H32V92H33ZM37 91L40 92V90H37ZM42 91L44 92V90H42ZM57 91H58V90H57ZM60 91H61V90H59V92H60ZM68 91L66 90L67 93L64 92L63 94H65V96H67ZM76 91H77V90H76ZM123 91H124V90H123ZM123 91L121 90V92H123ZM127 91H128V90H127ZM135 91H137V89H135ZM167 91H166V92H167ZM173 91H174V90H173ZM175 91H176V93L178 92L177 90H175ZM6 92H4V93L7 94ZM54 92H55V91H54ZM80 92H83V91H80ZM80 92H79V94L81 95ZM86 92H87V91H86ZM86 92H85V93H86ZM108 92H109V91H108ZM124 92H125V91H124ZM168 92H169V91H168ZM184 92H186V91H184ZM188 92H189V91H188ZM191 92L194 93L193 91H191ZM191 92H190V93H191ZM0 93H1V92H0ZM47 93H48V92H47ZM51 93H53V92H51ZM55 93L57 94V92H55ZM76 93H77V92H76ZM76 93H75V94H76ZM110 93H111V92H110ZM119 93H120V92H119ZM155 93H157V92H155ZM155 93H154V94H155ZM213 93H214V92H213ZM9 94H10V93H9ZM18 94H19V93H18ZM24 94H26V92L23 93L22 96H23ZM39 94H40V93H39ZM39 94H38V95H39ZM56 94H55V95H56ZM63 94H62V91H61L60 94H59L58 96H60V95L62 96ZM106 94H107V93H106ZM106 94H104L103 96L107 97ZM122 94L124 95V93H122ZM122 94H119V95H122ZM132 94H134V93H131L130 96H132ZM139 94H140V93H139ZM139 94H138V95H139ZM143 94L145 95V93H143ZM157 94H160V93H157ZM162 94H164V93H162ZM169 94H170V92H169ZM214 94H215V93H214ZM11 95H12V94H11ZM40 95H41V94H40ZM47 95H48V94H47ZM49 95H51V94H49ZM49 95H48V96H49ZM71 95H72V94H71ZM71 95H69L68 97H70ZM86 95H87V94H86ZM110 95H111V94H110ZM114 95H115V94L113 93V96H114ZM127 95H128V94H127ZM127 95H125L124 98H126V99L128 98L129 101H130V100H131V99L129 98L130 96L128 97ZM136 95H137V94H136ZM141 95H142V93H141ZM146 95H147V94H146ZM165 95H166V93H165ZM176 95H177V94H176ZM188 95H189V93H188ZM193 95H194V94H193ZM216 95H218V94H216ZM227 95L229 96V94H226V96H224V97H227ZM3 96H4V95H3ZM12 96H13V95H12ZM14 96H15V95H14ZM20 96H21V95H20ZM26 96H27V94H26ZM52 96H54V95H52ZM65 96H64V97H61V98L59 97V98H60L59 101H60V100H63V98H65ZM73 96H74V95H73ZM91 96H92V95H91ZM96 96H97V95H95V97H96ZM108 96H109V95H108ZM139 96H140V95H139ZM160 96H161V95H160ZM160 96H159V97H160ZM173 96H174V98H175V99H174V101H175V100H176V96H175V95H173ZM173 96H172V98H173ZM200 96H201V94H200ZM205 96H206V95H205ZM231 96H232V94H231ZM233 96H234V94H233ZM4 97H5V96H4ZM8 97H9V96H8ZM18 97H19V95H18ZM77 97H78V96H77ZM89 97H90V96H89ZM92 97H93V96H92ZM110 97H111V96H110ZM110 97H109V98H110ZM121 97H122V96H121ZM134 97H135V96H134ZM137 97H138V96H137ZM140 97H141V96H140ZM142 97H143V96H142ZM148 97H149V96L147 95V99H148ZM157 97H158V96H157ZM157 97H155V98L157 99ZM162 97H163V95H162ZM162 97H160V98H162ZM165 97H166V96H165ZM168 97L171 98L169 95H168ZM20 98H21V97H20ZM27 98H30V99H31L32 97H27ZM27 98H26V99H27ZM43 98H47V96H46V97H43ZM53 98H54V97H53ZM53 98H52L51 100H53ZM70 98L72 99V96H71ZM93 98H94V97H93ZM97 98H98V97H97ZM99 98H102V97H99ZM111 98H112V97H111ZM122 98H123V97H122ZM124 98H123V99H124ZM155 98H154V100H156ZM160 98H159V99H160ZM181 98H183V97H181ZM194 98H195V101H196V99L199 100V98H197V96H195ZM203 98H206V97L203 96ZM215 98H216V97H215ZM217 98H218V97H217ZM220 98H221V97H220ZM244 98H245V97H244ZM10 99H11V98H10ZM12 99H13V98H12ZM14 99L16 100V98H14ZM14 99H13V101H14ZM24 99H25V96H24V98H23L22 100L24 101ZM35 99H36V98H35ZM55 99L57 100L56 97H55ZM67 99H68V98H67ZM75 99H77V98H75ZM75 99H74V100H75ZM91 99H92V98H91ZM95 99H96V98H95ZM105 99H106V98H105ZM107 99H108V97H107ZM107 99H106V102H107ZM126 99H125V100H126ZM133 99H134V98H133ZM142 99H143V98H142ZM142 99H141V102H140V100L137 98V100H139L138 103H139V102L142 103V101H144L142 105H144V104L146 105L148 102L145 103V100H146V101H148V100L145 99V98H144L143 100H142ZM200 99H201V98H200ZM226 99H227V98H225V100H226ZM242 99H243V98H242ZM1 100H2V99H1ZM1 100H0V101H1ZM5 100H6V101H9V102H12V101H10V100H8V99H4V101H5ZM18 100H19V99H18ZM42 100H43V99H42ZM42 100H41V101H42ZM45 100H46V99H45ZM45 100H43V101H44L43 103H45ZM51 100H50V101H51ZM68 100H69V99H68ZM68 100H66V101H68ZM78 100H79V98H78ZM97 100H98V99H97ZM102 100H103V99H102ZM135 100H136V98H135ZM135 100H134V101H135ZM137 100H136V102H137ZM150 100H153V98H152V99L150 98ZM162 100H164V99H160V101H162ZM188 100H189V98H188ZM192 100H194V99H190V101L193 103ZM198 100H197V101H198ZM201 100H202V99H201ZM201 100H200V101H201ZM216 100H217V99H216ZM245 100H246V99H245ZM6 101H5V102H2V101H1V102H2V103H7ZM31 101H32V99H31ZM37 101H38V100H37ZM41 101H40V102H41ZM47 101L49 102V99H47ZM47 101H46V102H47ZM53 101H54V100H53ZM71 101H72V100H71ZM71 101H70V102H71ZM109 101H110V100H109ZM113 101H114V100H112V101H110V102H113ZM117 101H118V100H117ZM121 101H123V100L121 99ZM126 101H128V100H126ZM126 101H125V102H126ZM157 101H158V99H157ZM160 101H159V103H160ZM174 101L172 100L171 103H174V104H175L176 101H175V102H174ZM177 101H178V99H177ZM190 101H188V102H190ZM211 101H212V100H211ZM25 102H27V101H25ZM40 102L38 101V103H40ZM77 102H78V101H76V103H77ZM97 102H98V101H97ZM123 102H124V101H123ZM132 102H133V100H132ZM188 102H186V104H187ZM191 102H190V103H191ZM207 102H208V101H207ZM245 102H247V101H245ZM14 103H15V102H14ZM18 103L24 104V103L21 102V101H19ZM41 103H42V102H41ZM50 103H51V106H52V102H50ZM53 103H55V102H53ZM128 103H129V102H127V104H128ZM138 103H137V104H138ZM165 103H167V102L165 101ZM165 103H162V104H165ZM176 103H177V102H176ZM179 103H180V102H179ZM192 103H191V104H192ZM209 103H211V102H209ZM217 103H218V102L216 101V104H217ZM0 104H1V103H0ZM7 104H8V103H7ZM16 104H17V103H16ZM16 104H14V105H16ZM21 104H20V105H21ZM25 104H26V103H25ZM29 104H30V103H29ZM33 104H34V102H33ZM36 104H37V103H36ZM36 104H35V105H36ZM71 104H74V101L71 102ZM89 104H90V102H88V105H87V106H89ZM91 104H92V102H91ZM91 104H90V105H91ZM95 104H96V103H95ZM124 104H125V103H124ZM134 104H135V103H134ZM149 104H150V103L147 104L146 108H147L148 106L150 107V105H152V104H150V105H149ZM168 104H169V103H168ZM184 104H185V103L183 102L182 105H184ZM186 104H185V105H186ZM199 104H200V103H199ZM229 104H230V103H229ZM255 104H256V103H255ZM3 105H4V104H3ZM8 105H10V104H8ZM11 105H12V104H11ZM14 105H13V107H14ZM20 105H19V106H20ZM41 105H42V104H41ZM44 105H45V104H44ZM56 105H57V104H56ZM68 105L70 106V103H69ZM93 105H94V104H93ZM130 105H132V104H130ZM142 105H141V106H142ZM145 105H144V106H145ZM170 105H171V104H170ZM170 105H169V106H170ZM176 105H177V104H176ZM176 105H175V106H176ZM180 105H181V103H180ZM182 105H181V106H182ZM187 105H190V104H187ZM196 105H197V104H196ZM196 105H194V106L197 107ZM203 105H204V104H201L202 109H203ZM212 105L214 106L215 103H213ZM218 105H220V102H219ZM218 105H216L215 107H217ZM238 105H239V104H238ZM252 105H253V104H252ZM257 105H258V104H257ZM257 105H256V106H257ZM5 106H6V105H5ZM17 106H18V105H17ZM33 106H34V105H33ZM33 106H32V107H33ZM37 106H38V105H37ZM37 106H36V108H37ZM69 106H68V107H69ZM73 106H74V105H73ZM73 106H72V108H74ZM76 106H78V105H75V107H76ZM107 106H108V104H107ZM109 106H110V105H109ZM138 106L141 107L140 105H138ZM153 106H154V105H153ZM157 106H158V105H157ZM169 106H168V107H169ZM177 106H179V105H177ZM192 106H193V104L190 106V108H191ZM204 106H205V105H204ZM206 106H207V104H206ZM206 106H205V107H206ZM208 106H210V105H208ZM208 106H207L206 109L209 110V107H208ZM247 106H249V105H247ZM21 107H22V106H21ZM24 107H25V106H24ZM70 107H71V106H70ZM70 107H69V110H68V111H70V109H71ZM80 107H81V106L77 107V109L80 108ZM114 107H115V106H114ZM123 107H125V105H123L122 108H123ZM132 107L135 108V106H132ZM132 107H131V108H132ZM149 107H148V109H149ZM154 107H155V106H154ZM165 107H167V106H165ZM165 107H164V108H160V109H165ZM182 107H185V106H182ZM187 107H188V106H187ZM195 107H194V108H195ZM215 107H214V108H215ZM241 107L243 108L244 106H241ZM245 107H246V105H245ZM245 107H244V108H245ZM249 107H250V106H249ZM251 107L254 108V105L251 106ZM1 108H2V106H1ZM7 108H8V107H7ZM22 108H23V107H22ZM36 108H35V109H36ZM47 108H48V106H47ZM47 108H46V109H47ZM51 108H52V107H51ZM51 108H50V109H51ZM55 108H56V106L54 107V109H55ZM103 108H104V106H103ZM131 108H130V109H131ZM136 108H138V107H136ZM141 108H143V106H142ZM146 108H143V109H145L146 111H148ZM157 108H158V107H157ZM177 108L180 109V107H177ZM177 108H175V109H177ZM190 108L188 107L187 112H189L190 110L193 109V107H192V109H190ZM214 108L212 107V109H214ZM228 108H229V107H228ZM237 108H238V106H237ZM10 109H11V108H10ZM14 109H15V107H14ZM18 109H19V108H18ZM29 109H30V108H29ZM29 109H28V110H29ZM38 109H41V110H42V108H41L40 105H39V108H38ZM44 109H45V108H44V106H43V110H44ZM54 109H53V110H54ZM74 109H75V108H74ZM77 109H76V110H77ZM113 109H114V108H113ZM125 109H126V108H125ZM125 109H124V110H125ZM138 109H139V108H138ZM143 109H142V110H143ZM152 109H155V108H152ZM170 109H171V106H170ZM173 109H174V108H173ZM181 109H182V112H183V111H184V108H181ZM186 109H187V108L185 107V110H186ZM197 109H198V110H197ZM197 109H195L196 112L199 111V108H198V107H197ZM206 109H205V110H206ZM238 109H239V108H238ZM245 109H248V108H245ZM8 110H9V109H8ZM16 110H17V109H16ZM20 110H21V109H20ZM32 110H33V108H32ZM36 110H37V109H36ZM47 110H48V109H47ZM47 110H46V111L44 110V112L47 113ZM55 110H56V109H55ZM58 110H59V108H58ZM58 110H57V111H58ZM82 110H83V109H82ZM104 110H105V111H108L109 109L107 108V109H104ZM104 110H103V111H104ZM110 110H112V108H110ZM128 110H129V109H128ZM128 110H127V111H128ZM157 110H159V109H157ZM165 110H166V109H165ZM171 110H172V109H171ZM215 110H216V109H215ZM228 110H230V108H229ZM239 110H240V109H239ZM249 110H250V109H249ZM255 110H256V109H255ZM0 111H2V110L0 109ZM4 111H5V110H4ZM37 111H38V110H37ZM49 111L51 112V110H49ZM49 111H48V112H49ZM73 111H74V110H73ZM113 111H114V110H113ZM132 111H134V110H132ZM143 111H144V110H143ZM172 111H175V110H172ZM176 111H177V110H176ZM178 111H179V110H178ZM201 111H202V110H201ZM231 111H232V110H231ZM234 111H235V110H234ZM242 111H243V109H242ZM253 111H254V110H253ZM253 111H252V112H253ZM5 112H6V111H5ZM7 112H8V111H7ZM34 112H35V110H34ZM39 112H40V111H39ZM50 112H49V113H50ZM52 112H53V111H52ZM59 112H60V110L58 111V113H59ZM61 112H62V111H61ZM61 112H60V113H61ZM71 112H72V110H71ZM77 112H78V111H77ZM77 112H75V113H77ZM82 112H83V111H82ZM109 112H110V111H109ZM128 112H129V111H128ZM135 112H137V111L135 110ZM144 112H145V111H144ZM162 112L167 113V112H165V111H162ZM184 112H185V111H184ZM187 112H186V115H187ZM193 112H194V110L191 112V114H193L192 117H195V116H194V115H195V114H194L195 112H194V113H193ZM229 112H230V111H229ZM252 112L248 111V114H249V113H252ZM2 113H4V112H2ZM28 113H31V111L28 112ZM35 113H36V112H35ZM40 113H41V112H40ZM60 113H59V115H60ZM64 113H65V111H64ZM64 113L62 114V116H63V115H64V116L67 115V117H68V114H64ZM72 113H73V112H72ZM72 113H70V115H71ZM106 113H107V112H105L104 115H105ZM110 113H112V112H110ZM124 113H126V112H124ZM147 113L149 114V111H148ZM164 113H163V114H164ZM168 113H169V112H168ZM175 113H177V112H175ZM179 113H181V110L179 111ZM211 113H212V110H211ZM235 113H236V112H235ZM237 113H238V112H237ZM237 113H236V114H237ZM244 113H245V112H244ZM246 113H247V112H246ZM253 113H254V112H253ZM259 113H260V111H259ZM13 114H14V112H13ZM13 114H9V115L11 116V115H13ZM15 114H16V113H15ZM33 114H34V113H33ZM38 114H39V113H38ZM56 114H57V112H56ZM98 114H99V113H98ZM112 114H114V112H113ZM126 114H127V113H126ZM141 114L143 115V113H141ZM145 114H146V113H145ZM184 114H185V113H184ZM199 114H200V113H199ZM228 114H229V113H228ZM236 114H234V115L236 116ZM238 114H239V113H238ZM0 115H1V114H0ZM9 115H8V116H9ZM42 115H43V114H41V116H42ZM48 115H49V114H47V116H48ZM50 115H52V113H51ZM59 115H58V116H59ZM70 115H69V116H70ZM79 115H80V114H79ZM90 115H92V114H90ZM95 115H96V114H95ZM108 115H109V114H108ZM164 115H166V114H164ZM214 115H215V114H214ZM230 115H231V114H230ZM255 115H256V113H255ZM259 115H260V114H259ZM262 115H263V114H262ZM8 116L5 117V118H9ZM43 116H45V115H43ZM47 116H46V117H47ZM110 116L112 117V116H114V115H111V114H110L109 117H110ZM124 116H125V115H124ZM144 116H145V115H144ZM144 116H143V117H144ZM189 116H191V115H189ZM199 116H200V115H199ZM199 116H198V117H199ZM227 116H228V115H227ZM240 116H241V114H240ZM11 117H12V116H11ZM14 117H15V115H14ZM14 117H13V118H14ZM37 117H39V116H37ZM67 117H65V118H67ZM72 117H74V114H73ZM125 117H127V116H125ZM129 117H130V116H129ZM145 117H146V116H145ZM196 117H197V116H196ZM198 117H197V119H198ZM209 117H210V115H209ZM219 117H221V116H219ZM222 117H223V115H222ZM233 117H234V116H233ZM233 117H232V118H233ZM238 117H239V116H238ZM252 117H253V116H252ZM254 117H255V116H254ZM256 117H257V116H256ZM256 117H255V118H256ZM260 117H261V115H260ZM262 117H263V116H262ZM13 118H12V119H8V120H12V121H13ZM33 118H34V117H33ZM35 118H36V117H35ZM44 118H45V117H44ZM49 118L52 119L53 116H49ZM70 118H71V116H70ZM70 118H67V119H70ZM81 118H82V117H81ZM106 118H107V117H106ZM127 118H128V117H127ZM164 118H166V117H163L162 119H164ZM200 118H201V117H199V119H200ZM213 118H214V116H213ZM224 118H225V117H224ZM224 118H223V119H224ZM236 118H237V116L235 117V119H236ZM257 118H259V117H257ZM0 119H3V118L1 117ZM16 119H17V121H18V117H17V118L15 117V118H14V121H15ZM36 119H38V118H36ZM61 119H62V118H61ZM67 119H66L67 122L64 120V121H65V122H64V125H65V126H66V125H70V124L73 123V121L75 120V119L71 118V119H73V121L71 122V119H70L69 121H68ZM77 119H78V118H77ZM77 119H76L75 121L78 123ZM107 119H108V118H107ZM132 119H133V118H132ZM148 119H149V118H148ZM148 119H147V120L143 119L144 121H146V124H147V121H148V122H151V121H152L151 119H150V121H149ZM162 119H161V120H162ZM209 119H211V118H209ZM209 119H208V120H209ZM221 119H222V118H221ZM228 119H229V118H228ZM230 119H231V116H230ZM230 119H229V121H230ZM235 119H233V120H235ZM262 119H263V118H262ZM6 120H7V119H6ZM39 120H40V118H39ZM44 120H45V119H44ZM84 120H85V119H84ZM129 120H130V119H128V121H129ZM192 120H193V118H192ZM194 120H196V118H194ZM208 120H207V121L205 120V121L208 122ZM216 120H219V119H216ZM224 120L226 121L227 118L224 119ZM237 120H238V119H237ZM260 120H261V119H260ZM0 121H1V120H0ZM4 121H5V119H4ZM42 121H43V118H42ZM79 121H80V120H79ZM125 121H126V119H125ZM140 121H141V119H140ZM144 121H143V123H144ZM154 121H155V120H154ZM154 121H153V122H154ZM162 121H163V120H162ZM162 121L160 122V120H159V122L157 123V126L162 125L164 122L166 123L165 120H164V122H162ZM219 121H220V120H219ZM225 121H224V122H225ZM239 121H240V123H241V120H240V119H239ZM239 121H238V122H239ZM258 121H259V120H258ZM258 121H257V122H258ZM24 122H25V121H24ZM43 122H45V121H43ZM47 122H48V121H47ZM50 122H52V121L49 119V122H48V123H49V124H52V123H50ZM53 122H56V121L54 120ZM57 122H59V124H58V126H59L60 123H61L60 119H59V121H57ZM68 122H69L70 124H69ZM76 122H74L73 124H76ZM81 122H82V120H81ZM123 122H124V121H122V123H123ZM131 122L133 123V120H131ZM186 122H187V121H186ZM196 122H198V123H196ZM201 122H202V125H203V123H204V120H203V119H202V120L200 119V123H199V121H197V120H196L194 123H193V122H190V123L193 124V125L196 123V124L199 126V125H201ZM206 122H205V123H206ZM253 122L255 123V121H250L249 124L251 125V123H253ZM257 122H256V123H257ZM2 123H3V122H2ZM8 123H9V122H8ZM31 123H32V122H31ZM31 123L27 125V126H28L27 128H29V125H31ZM41 123H42V122H41ZM45 123H46V122H45ZM83 123H85V122H83ZM122 123H121V125H122ZM127 123L129 124V122H127ZM127 123H126V124H127ZM140 123H141V122H140ZM151 123H152V122H151ZM151 123H148V125L150 126ZM159 123H162V124H159ZM219 123H220V122H219ZM226 123L228 124V122H226ZM231 123H232V122H231ZM231 123H230L229 125H231ZM256 123H255V124H256ZM261 123H262V121H261ZM261 123H260V122L258 123L259 126H260V131H262V129H261V125H260ZM5 124H6V122H5ZM26 124H27V123H26ZM46 124H47V123H46ZM55 124H56V123H55ZM55 124H54V126H55ZM62 124H63V123H62ZM62 124H61V126H62ZM78 124H80V122H79ZM96 124L98 125V123H96ZM144 124H145V123H144ZM153 124H154V123H152L151 125L154 126ZM206 124H207V123H206ZM222 124H223V123H222ZM236 124H237V123H236ZM255 124H252V125H255ZM6 125L8 126V124H6ZM91 125H92V124H91ZM94 125H95V124H94ZM94 125H93V126H94ZM97 125H96V127H97ZM100 125H101V124H99L98 127H99ZM130 125H132V124H130ZM130 125H129V126H130ZM148 125H146V128H147ZM155 125H156V124H155ZM164 125H165V124H163V127H164ZM224 125H226V124H223V126H224ZM234 125H235V124H234ZM234 125H231V127L234 126ZM241 125H242V124H241ZM252 125H251V126L248 125V126H249V127H252ZM13 126H14V125H13ZM33 126H34V125H33ZM42 126H45V125L42 124ZM93 126H92L91 128H93ZM138 126H139V125H138ZM143 126H144V125H142V128H144ZM149 126H148V129H150ZM152 126H151V128H152ZM195 126H196V125H195ZM203 126L206 127V131H207V126H206V125H203ZM203 126H202V127H203ZM239 126H240V124L238 125V127H239ZM242 126H243V125H242ZM259 126L256 125V126H254V127H255V128H256V127L258 128ZM10 127H12V125L9 126V128H10ZM17 127H20V126L18 125V126H16L15 128H17ZM31 127H32V126H31ZM31 127H30V129H29V130L31 131V133H29V130H27V133H29V134H33L35 137H37V136H38L37 134H34V132L32 133V130H31L32 128H31ZM63 127H64V126H63ZM88 127H89V126H88ZM96 127H94V128L97 129L98 127H97V128H96ZM100 127H101V126H100ZM100 127H99V128H100ZM161 127H162V126H161ZM161 127H160V128L157 127L158 130H160V132H161V129L163 128V127H162V128H161ZM205 127H204V128H205ZM210 127L212 128V126H210ZM210 127H209V128H210ZM221 127H222V126H220L219 128H221ZM227 127L230 128V126H228V125H227ZM263 127H264V126H262V128H263ZM34 128H35V126H34ZM47 128L49 129L48 125H47V127L45 126V129H46V130H45L44 128L41 129L40 126H39L38 130H36V131H39L40 129L43 130V131H41L39 137L41 136L42 132H45V131L47 132ZM53 128H54V127H53ZM60 128H61V127H60ZM155 128H156V127H155ZM157 128H156V129H157ZM200 128H201V127H200ZM209 128H208V129H209ZM222 128H225V126L222 127ZM240 128H243V127H240ZM257 128H256V129H257ZM58 129H59V128H58ZM58 129H57V131H58ZM61 129H62V128H61ZM73 129H74V128H73ZM144 129H145V128H144ZM189 129H190V128H189ZM194 129H195V128H194ZM194 129H193V130H194ZM196 129H197V128H196ZM227 129H228V128H227ZM237 129H238V128H237ZM243 129H245V132H247V131H246V130L248 129L247 125H246V128H245V126H244ZM16 130H18V132H23V130H22V131H21V130L19 131V128L16 129ZM74 130H75V129H74ZM74 130H73V131H74ZM83 130H84V129H83ZM99 130H100V129H99ZM142 130H143V129H142ZM142 130H141L140 132H142V134H143V131H142ZM150 130H151V129H150ZM153 130H154V129H152L150 132H152ZM158 130H157V132H158ZM181 130H183L182 133H184V134H186L185 132H190V131H192V129H190V130L187 131V130H185V129H183V128H181ZM184 130H185V131H184ZM209 130H212V129H209ZM209 130L207 131L208 133H209ZM222 130H225V129H222ZM248 130H249V129H248ZM258 130H259V128L257 129V131H258ZM33 131H34V130H33ZM49 131H51V130L49 129ZM52 131H53V129H52ZM57 131L55 132V134L57 133ZM59 131H60V133L62 134L61 130H59ZM73 131H72V132H73ZM86 131H87V132H90V131L92 132L93 130L90 129V131H88V130H86ZM86 131H85L84 135H87V134H88ZM154 131H155V130H154ZM194 131H196V130H194ZM204 131H205V130H204ZM228 131H229V130H228ZM239 131H241V130L239 129ZM243 131H244V130H243ZM243 131H242V133H243ZM254 131H255V130H254ZM254 131L252 132V133H253V136H254V133L256 132V131H255V132H254ZM83 132H84V131H83ZM144 132H145V130H144ZM146 132H148V130H147ZM196 132H198V131H196ZM196 132H194V133H196ZM200 132L202 133L203 131H200ZM200 132H199V133H200ZM212 132H213V130L210 132L211 135H212ZM245 132H244V133H245ZM262 132L264 133V130H263ZM35 133H36V132H35ZM37 133H38V132H37ZM152 133H153V132H152ZM154 133H156V132H154ZM158 133H159V132H158ZM191 133H192V132H191ZM191 133H190V134H191ZM228 133H230V132H228ZM239 133H240L239 135H242L241 132H239ZM29 134H28V135H29ZM38 134H39V133H38ZM61 134H60V135H61ZM73 134H74V132H73ZM142 134L139 133L138 136H139V135L142 136ZM156 134H157V133H156ZM156 134H154V135H156ZM179 134H180V133H179ZM184 134H183V136H184ZM188 134H189V133H187V136H188ZM190 134H189V135H190ZM231 134L233 135V133H231ZM45 135H46V134H45ZM56 135H57V134H56ZM147 135H148V136H147ZM180 135H181V136H180L177 140H181V139H182V138H181V137H182V134H180ZM209 135H210V134H209ZM209 135L206 134V136H209ZM213 135H214V133H213ZM220 135L222 136V135H224V134L221 133ZM220 135H219V137L221 138ZM232 135H231V136H232ZM246 135H248V132H247V134L245 133V136H244L245 139L243 138L244 140H246V137H247V139H249V138H248L249 135H248V136H246ZM255 135H256V133H255ZM258 135H260L259 132H258V134H257L256 136L258 137ZM262 135H264V134H262ZM19 136H20V134H19ZM22 136H23L24 138L27 137V135H25L24 132H23V135H22ZM22 136H21V138H23ZM25 136H26V137H25ZM30 136H31V135H30ZM30 136H28V137H30ZM57 136H58V137H61V136H59V135H57ZM57 136H56V137H57ZM76 136H77V135H76ZM76 136L73 135V136H72V139H73L74 137H75V139H77V138L79 137V136H77V138H76ZM88 136H89V134H88ZM129 136H130V135H129ZM138 136H137V139L141 137V136H140V137H138ZM156 136H158V134H157ZM187 136H186V137H187ZM233 136H234V135H233ZM242 136H243V135H242ZM242 136H241V138H242ZM256 136H254V137H255L256 139H258ZM260 136H261V135H260ZM260 136H259V137H260ZM31 137H33V136H31ZM35 137H34V139H32V141L34 140L33 142H35V141L37 140V138H38V137H37L36 140H35ZM42 137H43V134H42ZM58 137H57V138H58ZM62 137H64V134H62ZM62 137H61V138H62ZM147 137L150 138V139H152L154 136L152 137V135L150 136L149 134L146 133V138H147ZM224 137H225V136H224ZM229 137H230V135H229ZM88 138H89V137H88ZM127 138H128V137H127ZM129 138H132V137H129ZM141 138H145V136H144V137H141ZM141 138H140V139H141ZM146 138H145V139H146ZM148 138H147V139H148ZM155 138H156V137H155ZM184 138H185V136H184ZM212 138H213V137H212ZM214 138L216 139V138H218V137L215 136ZM220 138H219V139H220ZM230 138H231L232 140L235 141V139H233L232 137H230ZM27 139H28V138H27ZM27 139H26V140H27ZM59 139H60V138H59ZM65 139H66V138H65ZM83 139H85V138H83ZM150 139H148V140H150ZM153 139H154V138H153ZM157 139H158V141H159V138H157ZM157 139H156V140H157ZM166 139H167V138H166ZM166 139H163L162 142H163V144L165 143V144L168 145L167 140H168L169 138H168L167 140H166ZM171 139H172V138H171ZM223 139H225V138H223ZM228 139H229V138H228ZM252 139L254 140V138H252ZM24 140H25V139H24ZM26 140H25V141H26ZM63 140H64V138H63ZM78 140H79V142H78ZM78 140H77L78 144L81 143V142H82V144H83V142H84L83 140H80V138H78ZM127 140H128V139H127ZM141 140L144 141V139H141ZM148 140H145V141H148ZM154 140H155V139H154ZM154 140H153V141H154ZM156 140H155V141H156ZM164 140H165V141H164ZM174 140H175V142H176V139H174ZM216 140H218V139H216ZM232 140H231V141H232ZM239 140H241V139L239 138ZM244 140H243V141H244ZM263 140H264V138L262 137V139H261V141H262L261 144L264 142ZM27 141H28V140H27ZM29 141H30V140H29ZM40 141L42 142L41 138H40ZM40 141H38V144H39ZM60 141H61V140H60ZM65 141H66V140H65ZM65 141H64V143H65ZM73 141H74V140H73ZM143 141H142V142H143ZM150 141H151V140H150ZM150 141H148V142H150ZM155 141H154V142H155ZM160 141H161V140H160ZM160 141H159V148L162 147V146H160V145H161V144H160ZM219 141H221V140H219ZM247 141L250 142V144L253 142V141H251V138H250V141H249V140H246V142H245V141H244V142L247 144V143H248ZM255 141H256V140H255ZM258 141H259V142H258ZM258 141H256V142H258L257 144H254V143H256V142H254L253 144H254V145H258V144L260 143V138H259ZM36 142H37V141H36ZM41 142H40V144H42ZM58 142H59V140H58ZM61 142H63V141H61ZM77 142L74 141V143H76V145H77ZM137 142H138V141H137ZM137 142H136V143H137ZM148 142H146V143H148ZM156 142H157V141H156ZM178 142H179V141H177V143H178ZM212 142H213V144H214L215 141L213 140ZM212 142H211V143H212ZM217 142H218V141H217ZM239 142H240V141H239ZM56 143H57V142H56ZM64 143H63V144H64ZM130 143L132 144V142H130ZM130 143H128V144H130ZM136 143L134 142L133 144H136ZM170 143H171V142H170ZM181 143H182V142H180L179 144H181ZM183 143H184V142H183ZM186 143H187V142H185L184 144H185V145H188V144H186ZM188 143L191 144L192 146L194 145V144H192L193 142H191V143L188 142ZM229 143H230V139H229ZM231 143H234V142H231ZM231 143H230V144H231ZM242 143H243V142H241V144H242ZM40 144H39V145H40ZM60 144H62V143H60ZM125 144H126V143H125ZM133 144H132V145H133ZM143 144H144V142H143ZM154 144H155V143H154ZM154 144H153V145H154ZM156 144H158V143H156ZM156 144H155V146H156ZM179 144H177V145H179ZM215 144H216V143H215ZM241 144H239V146H240ZM246 144H245V146L243 147L242 150H245V148L249 145V143H248V145H246ZM58 145H59V143H58ZM79 145H80V144H79ZM123 145H124V143H123ZM144 145H145V144H144ZM144 145H142V147L139 145L140 148H141L140 150H142V149L144 150V149H145V148L143 147ZM151 145H152V144H151ZM151 145H150V144H149V146H148V144L145 145V146L151 148V151H150L149 148H147V149H149V150L145 149V150H147V151L149 152V154H148L147 151L144 153V154L148 155L149 157H150V153H151V155H152V153H153V152H152V150H153V149H152L153 146H151ZM169 145H170V144H169ZM177 145H176V146H177ZM251 145H252V144H251ZM251 145L249 146V150H250V151H251V148H252ZM262 145H263V144H262ZM34 146H35V145H34ZM34 146H33V147H34ZM127 146H128V145H127ZM127 146H126V147H127ZM136 146H137V145H136ZM163 146H165V145H163ZM179 146L181 147L182 144L179 145ZM179 146H178V148H179ZM189 146H190V145H189ZM241 146H242V145H241ZM241 146H240V147H241ZM252 146H253V145H252ZM260 146H261V145H260ZM130 147H131V146H130ZM167 147H168V146H166V148H167ZM169 147H171V146H169ZM169 147H168L167 149H168V150L170 149V151H171V148H173L174 146L171 147V148H169ZM213 147H216V146H213ZM4 148H5V147H4ZM132 148H134V147H132ZM166 148H165V149H166ZM190 148H191V149H189V152H190V150H191V152H192V151H195V152L197 151L196 149H195V150H194V149L192 150V147H191V146H190ZM193 148H195V147H193ZM241 148H242V147H241ZM241 148H239V149L241 150ZM253 148H255V147H253ZM256 148H257V147H256ZM0 149H1V147H0ZM174 149H177V148L175 147ZM179 149H180V148H179ZM185 149H186V148H185ZM258 149L261 150V148H259V147H258ZM1 150H2V149H1ZM5 150H6V149H5ZM7 150H8V149H7ZM159 150H160L159 152H161V149H159ZM168 150H166V151H163V150H162V151H163V152H169ZM182 150H183V149H182ZM182 150H181V151H182ZM199 150H200V149H199ZM199 150H198V151H199ZM9 151H10V150H9ZM9 151H8V152H9ZM134 151H135V150H134ZM172 151H173V150H172ZM198 151L196 152L197 155H198L199 153H201V151H200L199 153H198ZM245 151H246V150H245ZM256 151H257V150H256ZM4 152H5V151H4ZM8 152L6 151L5 154L7 155V157H10V158H11V157H12V154H11V153H10V154H7ZM132 152H133V151H132ZM138 152H140V151H138ZM138 152H137V153H138ZM156 152H157V151H156ZM156 152H155V153H156ZM163 152H162V153H163ZM191 152H190V153H191ZM248 152H249V151H248ZM155 153H154V154H155ZM169 153H170V152H169ZM181 153H182V152H181ZM192 153H193V152H192ZM203 153H204V151L202 152V154H203ZM205 153H206V152H205ZM251 153H252V152H251ZM255 153H256V152H255ZM255 153L253 152L252 155H254ZM261 153H264V150L261 151ZM261 153H259V154L261 155ZM1 154H2V153H1ZM1 154H0V155H1ZM43 154H44V153H43ZM140 154H141V153H138V155H140ZM142 154H143V153H142ZM163 154H166V153H163ZM186 154H187V153H186ZM206 154H207V153H206ZM257 154H258V152H257ZM2 155H3V154H2ZM6 155H5V156H6ZM8 155H9V156H8ZM10 155H11V156H10ZM132 155H134V154H132ZM135 155H136V154H135ZM135 155H134V157H135ZM167 155H168V153H167ZM171 155H172V154H171ZM171 155H170V157H171ZM193 155H194V154H193ZM193 155L190 156V154H188L187 156H188L189 158L186 159V160H189L190 158L193 159V157H192ZM208 155H211V154H208ZM142 156H143V155H142ZM148 156H147V157H148ZM195 156H196V154H195ZM204 156H205V155H204ZM211 156H212V155H211ZM211 156H210V157H211ZM244 156H245V155H244ZM249 156H250V153H249ZM249 156H248L247 158H249ZM254 156H255V158H256V155H254ZM262 156H263V155H262ZM136 157H137V156H136ZM143 157H145V156H143ZM147 157H145V158H147ZM149 157H148V158H149ZM152 157H153V156H152ZM152 157H150V158H152ZM208 157H209V156H208ZM222 157H223V156H222ZM222 157H221V158H222ZM260 157H261V156H260ZM148 158H147V159H148ZM168 158H169V157H168ZM205 158H207V156H205ZM226 158L229 159L227 156H226ZM241 158H242L243 160H246V157H245V159H244V157L241 156ZM12 159H13V158H12ZM12 159H11V160H12ZM209 159H210V158H209ZM251 159H252L253 162H254L253 157H252V158L250 157V160H247V161H249V162L251 163V164L248 163L249 165H247V162H246V163H242V164H239V163H238L237 165H239V168H240V167L242 168V166H244V165H245V166L247 165V166H246L247 168H248L249 166H251V165H252V168H253V169H254V168H258V167H256V166L253 165V162H251ZM257 159H258V158H257ZM194 160H195V161H194ZM207 160H208V159H207ZM239 160H241V159L239 158L238 161H239ZM258 160H260V159H258ZM13 161H14V160H13ZM164 161H165V160H164ZM166 161H167V160H166ZM189 161H190V160H189ZM193 161L196 162V159H193ZM199 161H200V160H199ZM199 161H197V162H199ZM209 161H210V160H209ZM209 161H208V162H209ZM211 161H212V158H211ZM219 161H220V160H219ZM14 162H15V161H14ZM187 162H188V161H187ZM197 162H196V163H197ZM239 162H241V161H239ZM242 162H243V161H242ZM188 163H189V165L192 163L190 166H192V165L194 166V165H195V163H193V162H188ZM226 163H228V162H226ZM229 164H230V161H229L228 165H229ZM243 164H244V165H243ZM143 165H145V164H143ZM189 165H188V166H189ZM196 165H198V164H196ZM196 165H195V167H196ZM235 165H236V164H235ZM240 165H241V166H240ZM255 165H256V164H255ZM145 166H146V165H145ZM199 166H200V165H199ZM245 166H244V168H245ZM195 167H193V168H195ZM244 168H243V169H244ZM252 168H248L247 170L245 169V170H243V172H244V171L246 172V171H248L249 169L253 170ZM263 168H264V166H263ZM195 169H196V168H195ZM237 169H238V166H237ZM150 170H152V169H150ZM241 170H242V169H241ZM254 170H255V169H254ZM254 170H253V171H254ZM249 171H250V170H249ZM253 171H250V172H249V173H250L249 175H252L251 172H253ZM255 171H256V170H255ZM255 171H254V173H255ZM241 172H242V171H241ZM245 172H244V173H245ZM246 173H247V172H246ZM246 173H245V174H246ZM247 174H248V173H247ZM56 177H57V176H56ZM242 178H243V177H242ZM57 179H58V178H57ZM244 179H245V178H244ZM60 182H61V181H60ZM60 182H59V183H60ZM65 182H67V181H65ZM209 182H210V181H209ZM67 183H68V182H67ZM70 183H71V184H74V183H72V182H70ZM61 185H62V184H61ZM62 186H63V185H62ZM67 186H68V185H67ZM64 187H65V186H64ZM69 187H70V186H69ZM74 190H75V189H74ZM64 191H66V190H64ZM114 193H115V192H114ZM75 194H77V193H75ZM66 195H67V193H66ZM161 208H162V207H161ZM1 209H2V208H0V210H1ZM160 210L165 211V209H160ZM176 210H177V209H176ZM173 211H174V210H173ZM179 212H180V211H178V213L176 212V214H179ZM174 213H175V212H174ZM176 214H174V215H176ZM163 215H164V214H163ZM187 215H188V214H187ZM168 216H169V215H168ZM171 216H172V215H171ZM16 217H17V216H16ZM23 217H24V216H23ZM166 217H167V216H166ZM191 217H192V216H191ZM191 217H190V218H191ZM168 218L170 219V216H169ZM190 218H189L188 220H190ZM193 218H194V217H193ZM193 218H192V219H193ZM24 219H25V218H24ZM185 222H186V221H185ZM0 223H4V224L10 225V226H13V227H15V228H17V229H20V230H22V231H24V232H27V233L31 234V235H34V236H36V237H39V238H42V239L48 240V241H50V242H52V243H55V244H57V245H59V246H62V247H64V248H67V249H69V250H71V251H73V252L79 254L80 256L84 257L85 259L89 260L90 262H92V263H94V264H117V262H116V260H115V258H114L113 256H108V255H106L105 253H102L101 255H97V254L95 255V254L91 253V252L88 251V250L82 249L80 246H78V245H79L78 243H77L78 245H75L76 243L73 245L72 243H71V244H68L69 242L66 243L65 241H58V239L56 238L55 235L53 236V234H50V233H48V232H44V233H42V232L38 231L35 227H33L32 225H30V224L28 223V221H25V220L20 221V220L17 219V218L14 219V218H12V217H9V216L5 215L3 211L0 212ZM30 223H31V221H30ZM187 223H188V222H187ZM180 224H181V223H180ZM182 224H183V222H182ZM182 224H181V225H182ZM189 224H190V223H189ZM193 224H194V223H193ZM197 224H198V223H197ZM222 224H223V222H222ZM190 225H191V224H190ZM190 225H189V226H190ZM202 225H203V224H202ZM183 226H184V225H183ZM183 226H182V227H183ZM191 226H193V228H192ZM191 226H190V227H191L192 229H194L195 232H197V233H202V235H203L204 238H205V235L208 236V234H206L207 232H204V230H202V226H195V225H191ZM213 226H214V225H213ZM184 227H186V226H184ZM184 227H183V228H184ZM219 227H220V226H219ZM224 227H225V226H224ZM37 228H38V227H37ZM187 228H188V227H187ZM207 228H209V227H207ZM46 229H47V227H46ZM117 229H118V228H117ZM185 229H186V228H185ZM217 229H219V228H217ZM226 229H227V228H226ZM47 230H48V229H47ZM221 230H222V229H220V231H221ZM223 230L225 231V228H224ZM117 231H118V230H117ZM226 231H228V230H226ZM49 232H51V231H49ZM113 232H114V231H113ZM119 232H120V230H119ZM192 232H193V231H192ZM203 232H204V233H203ZM218 232H219V231H218ZM222 232H223V231H222ZM52 233H53V232H52ZM187 233H188V232H187ZM189 233H190V232H189ZM197 233H195V234H197ZM209 233H210V232H209ZM216 233H217V231H216ZM229 233H230V231H229ZM193 234H194V233H193ZM219 234H221V233H219ZM223 234H224V233H223ZM234 234H235V233H233V234H231V235H234ZM227 235H228V234H227ZM207 236H206V237H207ZM213 236L216 237L217 235H213ZM221 236H222V235H221ZM234 236H237V233H236ZM194 237H196V236H194ZM201 237H202V236H201ZM225 237H226V236H225ZM238 237H239V236H237V238H238ZM240 237H242V239H243V236H242V235H241ZM63 238H64V235H63ZM204 238H203V239H204ZM208 238H209V236H208ZM216 238H217V237H216ZM216 238L213 237V239H214V241H212L213 244L216 243L215 241L218 239V238H217V239H216ZM220 238L222 239L223 237H220ZM220 238H219V239H220ZM226 238H227V237H226ZM230 238H231V241H232V242H233L234 239L236 240V238H234V237H231V236H230ZM230 238H229V239L227 238V239L230 240ZM232 238H234V239L232 240ZM65 239H66V238H65ZM210 239H211V237H210ZM213 239H211V240H213ZM242 239H241L240 242L243 243V240H242ZM114 240H115V239H110V240L108 239L107 241L105 240V241H104V244H105L106 246L112 245V246H114V247L116 248V247L118 246V244H116V242H115ZM201 240H202V239H201ZM205 240H208V239H205ZM222 240L224 241V239H222ZM222 240H221V242H222ZM225 240H226V239H225ZM249 240H250V239H249ZM203 241H204V240H203ZM209 241H210V240H209ZM236 241H238V240H236ZM205 242H206V241H205ZM217 242H218V241H217ZM219 242H220V241H219ZM221 242H220V243H221ZM240 242H238V243H239L238 245H239V246H242L243 244L240 245V244H241ZM220 243H219V247H220ZM223 243H224L225 245H227V244H226L227 241H224ZM223 243H221V244L223 245ZM233 243H234V242H233ZM233 243H232V244L230 243V244H228V245H231L232 248L238 250L240 247H239V248L237 247L238 249L235 248ZM216 244L218 245V243H216ZM235 244H236V242H235ZM245 244H246V243H245ZM248 244H249V243H248ZM250 244H251V243H250ZM82 245H83V244H82ZM228 245H227V246H228ZM231 246H230V247H231ZM235 246H237V244H236ZM245 246H246V245H245ZM248 246H249V245H247V247H248ZM191 247L193 248V245H192ZM215 247H216V245H215ZM224 247H225V246H224ZM230 247L228 246L227 248L231 249ZM242 247H243V246H242ZM250 247H251V246H250ZM83 248H84V247H83ZM217 248H218V246H217ZM225 248H226V247H225ZM225 248H224V249H223V248H218V249L225 250ZM227 248H226V251H227ZM243 248H244V247H243ZM86 249H87V248H86ZM92 249H94V248H92ZM229 249H228V251H229ZM234 249H232V252H231V253L234 252L235 255H236V252H237V251L235 252ZM233 250H234V251H233ZM246 250H248V248H246ZM103 252H104V251H103ZM239 252L243 253L242 250H238L237 253H239ZM135 253H136V252H134V255H138V254H135ZM229 253H230V252H229ZM231 253H230V254H231ZM99 254H100V253H99ZM244 254H246V252H245ZM244 254H243V255H244ZM231 255H234V254H231ZM239 255H241V254L239 253ZM233 257H236V256H233ZM238 257H239V256H237L236 258H237V261L239 262L240 259L238 260ZM242 257H243V256H242ZM242 257H240V258H242ZM246 257H247V255H246ZM131 258H133V257H131ZM247 258H248V257H247ZM116 259H117V257H116ZM138 259H139V258H138ZM252 260H253V259H252ZM117 261H118V260H117ZM248 262H249V261H248ZM239 263H241V262H239ZM118 264H119V263H118ZM126 264H127V263H126ZM243 264H244V263H243ZM246 264H248V263L246 262ZM258 264H259V263H258Z\"/></svg>",
	"mask_w": 264,
	"mask_h": 264
},
{
	"label": "water",
	"instance_id": "3",
	"mask_svg": "<svg viewBox=\"0 0 264 264\" xmlns=\"http://www.w3.org/2000/svg\"><path fill=\"white\" fill-rule=\"evenodd\" d=\"M16 245L23 250H14ZM0 264H94L79 254L0 223Z\"/></svg>",
	"mask_w": 264,
	"mask_h": 264
},
{
	"label": "snow or ice",
	"instance_id": "4",
	"mask_svg": "<svg viewBox=\"0 0 264 264\" xmlns=\"http://www.w3.org/2000/svg\"><path fill=\"white\" fill-rule=\"evenodd\" d=\"M14 250H23V249H22V246L16 245Z\"/></svg>",
	"mask_w": 264,
	"mask_h": 264
}]
</instances>
